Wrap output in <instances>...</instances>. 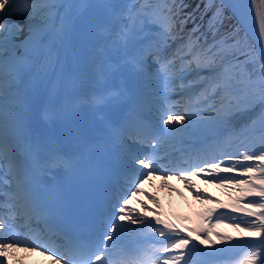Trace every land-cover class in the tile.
I'll use <instances>...</instances> for the list:
<instances>
[{"label": "snow or ice", "instance_id": "snow-or-ice-1", "mask_svg": "<svg viewBox=\"0 0 264 264\" xmlns=\"http://www.w3.org/2000/svg\"><path fill=\"white\" fill-rule=\"evenodd\" d=\"M249 5L254 10L246 13L242 0H205L212 17L202 31L194 14L185 15L184 0H0V264L21 245L53 253L54 264H213L237 251L232 264H264V0ZM229 9L236 24L221 34ZM257 109V119L237 127L241 114ZM82 111L104 133L138 148L125 153L123 179L105 209L78 223L61 186L51 203L39 193L51 184L48 173L70 172L88 152L80 129L72 154L50 131ZM188 138L201 145L181 149L188 167H167L174 142ZM226 160L235 163L222 168ZM238 166L246 179L221 175ZM204 173L206 183L228 190L229 203L186 179ZM160 174L165 187L176 174L212 205L201 226L182 229L129 206L141 193L159 205L143 184ZM226 221L258 240L233 243L216 231Z\"/></svg>", "mask_w": 264, "mask_h": 264}, {"label": "bare ground", "instance_id": "bare-ground-1", "mask_svg": "<svg viewBox=\"0 0 264 264\" xmlns=\"http://www.w3.org/2000/svg\"><path fill=\"white\" fill-rule=\"evenodd\" d=\"M193 4L197 7L198 12H202L204 9L203 3H199L200 0H192ZM243 4L245 5V12L249 13L252 12L254 9L249 5V0H242ZM259 2V0H257V3ZM230 13L232 14L231 10L229 9ZM185 13V11H184ZM187 13H185L186 15ZM233 17V16H232ZM193 27V24L191 21H189V23L186 25V31L188 29H191ZM255 34L253 33V36ZM243 114H247V113H243ZM241 114V116L243 115ZM195 139V138H194ZM228 151V150H227ZM244 150L240 151L243 152ZM228 152H232L231 150H229ZM236 153V152H235ZM234 153V154H235ZM233 163H235V161H225L224 164H222V168H227L230 167ZM244 163H248V164H255V163H259L258 161H248V162H244ZM232 173H237V175L239 178L241 179H246L247 177L242 176L241 175V171L239 170V166H238V170L234 171ZM229 173V174H232ZM227 173L222 172L221 175H226ZM202 177L200 178V176H191V177H187L188 179H190L191 181L194 182L195 184V191H203L204 193H206L207 195L213 197L214 199L223 201L224 203H229L230 202V197H229V192L227 189L222 188V187H218L217 183H206L205 180V176L206 173L201 174ZM234 176V175H233ZM155 178H159V176H155ZM163 183H164V179H163ZM160 182L156 181L155 185H159ZM167 184L169 185V187H165L167 189V191H169V195H168V199L170 200V203L173 207L177 208V209H191V210H195V207H209L212 205H208L207 203L202 204L200 202L199 199H197L195 192L193 190H191L185 182H178L174 180V177H169V179L167 180ZM235 191L238 190H234L233 191V195H235ZM137 199H140L139 196H136ZM129 206H131L132 208L138 209L139 208V202L137 200H133L132 202L129 203ZM215 238V237H214ZM219 242V241H218ZM205 243L207 244V241H205ZM220 243V242H219ZM211 245L208 246V250L211 249ZM17 253V256L20 257L22 256L24 253L21 249L17 248V250L15 251ZM11 255L14 254V252L10 253ZM196 261H199V257L195 258Z\"/></svg>", "mask_w": 264, "mask_h": 264}, {"label": "rangeland", "instance_id": "rangeland-1", "mask_svg": "<svg viewBox=\"0 0 264 264\" xmlns=\"http://www.w3.org/2000/svg\"><path fill=\"white\" fill-rule=\"evenodd\" d=\"M202 1L205 2V0H202ZM187 4H188L189 7L191 8V3L188 2ZM202 12H203V14H202ZM202 12L198 13L197 11L191 9V14H194V17H193V18H196V19H197V20H196L197 23H201V14L204 15L205 12H206V10H203ZM207 12H208V11H207ZM226 16H227V19L225 20L224 25H223V27H222L221 30H220V31H221V34H223L224 32H226L227 30L231 29V28L233 27V25L236 24V20L233 19L231 13H230L228 10H226ZM209 40H212V36L209 38ZM257 147H259V145H257ZM249 199H251V197H250ZM245 202H246V201H245ZM228 224H230V223H229V222H225L223 225H221V226H219V227L217 228V231L220 232L222 235H226V236H231L230 234L233 233V234L235 235V236H234L235 238H236L237 236H247L246 233L242 235L240 232H237L234 228L229 227ZM214 237H215V238H214ZM211 239H212V240H217L216 235L213 236ZM232 242H233V241H232ZM225 243H228V242L226 241ZM233 243H234V242H233ZM217 246H218V247H219V246H222V245H220V244L218 243V240H217Z\"/></svg>", "mask_w": 264, "mask_h": 264}]
</instances>
